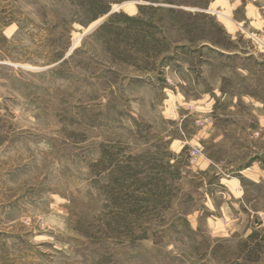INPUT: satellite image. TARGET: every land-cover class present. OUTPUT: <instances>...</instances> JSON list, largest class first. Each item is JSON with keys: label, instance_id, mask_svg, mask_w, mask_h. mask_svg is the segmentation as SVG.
I'll return each mask as SVG.
<instances>
[{"label": "rangeland", "instance_id": "1", "mask_svg": "<svg viewBox=\"0 0 264 264\" xmlns=\"http://www.w3.org/2000/svg\"><path fill=\"white\" fill-rule=\"evenodd\" d=\"M262 170L264 0H0V264H264Z\"/></svg>", "mask_w": 264, "mask_h": 264}, {"label": "crops", "instance_id": "2", "mask_svg": "<svg viewBox=\"0 0 264 264\" xmlns=\"http://www.w3.org/2000/svg\"><path fill=\"white\" fill-rule=\"evenodd\" d=\"M260 184H264V170L261 171V174H260ZM233 183V182H232ZM237 185V183H235V186ZM232 191V190H231ZM235 191H238V190H235ZM232 193H234L232 191ZM254 215H256L257 217L260 218V223H261V226L264 227V212L263 211H260V212H256V213H253Z\"/></svg>", "mask_w": 264, "mask_h": 264}, {"label": "built area", "instance_id": "3", "mask_svg": "<svg viewBox=\"0 0 264 264\" xmlns=\"http://www.w3.org/2000/svg\"><path fill=\"white\" fill-rule=\"evenodd\" d=\"M191 157H192V163H196L200 157V151L198 149H194L191 154Z\"/></svg>", "mask_w": 264, "mask_h": 264}]
</instances>
